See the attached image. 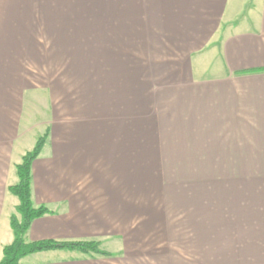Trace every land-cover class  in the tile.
<instances>
[{"label":"crops","instance_id":"0c3cea01","mask_svg":"<svg viewBox=\"0 0 264 264\" xmlns=\"http://www.w3.org/2000/svg\"><path fill=\"white\" fill-rule=\"evenodd\" d=\"M100 1L113 22L122 21L118 41L129 44L132 84L121 102L163 103L170 116L163 119L170 129L179 128L145 134L160 139L154 155L175 156L177 169L208 171L207 263L264 264V0ZM135 74L159 75L162 82L137 90ZM109 132L110 148L104 130L86 132L89 140L82 147L60 144L50 147L51 154L44 147L31 166V202L50 213L30 224L25 242L95 241L103 247L111 236L124 234L120 213L135 211L129 205L135 202L130 183L135 136ZM167 138L176 140L175 151L166 150L172 148ZM13 153L12 142L7 147L0 136V259L13 241L9 218L18 205L7 188L18 181L15 166L23 153ZM18 264L146 263L58 250L26 256Z\"/></svg>","mask_w":264,"mask_h":264},{"label":"rangeland","instance_id":"374dc122","mask_svg":"<svg viewBox=\"0 0 264 264\" xmlns=\"http://www.w3.org/2000/svg\"><path fill=\"white\" fill-rule=\"evenodd\" d=\"M99 2L0 0V136L7 139V147L12 142L13 154L23 153L22 158L45 133V152L51 154L50 147L60 144L82 147L88 131L104 130L107 148L109 131L120 136L133 131L136 167L130 171V183L135 202L129 205L135 211L132 216L131 210L121 211L124 234L111 236L103 247L99 243V249L146 264H208V171L177 169L175 156L154 155V142L160 139L145 134L177 133L179 128L170 129L163 103L121 102L132 84L129 44L118 41L122 21L113 22ZM135 78L141 91L162 82L159 75ZM165 142L176 144L175 139ZM120 174L127 177L126 171Z\"/></svg>","mask_w":264,"mask_h":264},{"label":"trees","instance_id":"16d2710c","mask_svg":"<svg viewBox=\"0 0 264 264\" xmlns=\"http://www.w3.org/2000/svg\"><path fill=\"white\" fill-rule=\"evenodd\" d=\"M47 138V134L37 139L34 148L27 152L21 162L15 166L17 183L7 188L10 195L18 200L15 208V215L9 218V225L13 235L11 244L2 248L0 264H18V262L29 255L49 252V251H69L77 252L85 256L95 255L97 257L110 258V253L99 249V243L94 241L58 242L54 240H42L35 242H25V235L30 224L50 213L44 207H33L31 202V166L40 155Z\"/></svg>","mask_w":264,"mask_h":264}]
</instances>
